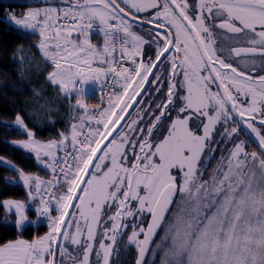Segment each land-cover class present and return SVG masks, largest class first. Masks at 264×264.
<instances>
[{
  "label": "snow or ice",
  "instance_id": "6c2138e0",
  "mask_svg": "<svg viewBox=\"0 0 264 264\" xmlns=\"http://www.w3.org/2000/svg\"><path fill=\"white\" fill-rule=\"evenodd\" d=\"M42 2L5 20L39 36L46 80L81 114L47 140L28 113L0 121L26 137L5 143L51 174L0 156L27 192L0 200L4 222L49 229L0 243V264H120L128 247L133 264H264V0Z\"/></svg>",
  "mask_w": 264,
  "mask_h": 264
},
{
  "label": "trees",
  "instance_id": "16d2710c",
  "mask_svg": "<svg viewBox=\"0 0 264 264\" xmlns=\"http://www.w3.org/2000/svg\"><path fill=\"white\" fill-rule=\"evenodd\" d=\"M39 3L23 1H0V121H11L15 112H21L25 115L29 126L38 125L34 130L37 131L38 138L48 139L58 137L61 128L67 129L71 122L72 110L70 106H64L63 101L56 98L52 91L53 85L46 80L47 71H51L49 65L42 59L40 53L34 46L39 40V36L33 33H23L15 29L5 20V16L12 12L16 15L23 14L25 9L31 5ZM99 36H92V41L100 43ZM18 45H23L26 61L30 62L31 68H26V64L21 65L12 59L15 49ZM21 75L24 79L21 80ZM35 90V92L33 91ZM38 94V95H37ZM67 101L66 99H63ZM57 104L60 111L52 114V104ZM87 103L96 105L97 100L93 94L87 98ZM47 110H50L47 114ZM17 131L8 130L0 124V156L13 161L19 167L26 171L38 174L44 177H50V172L32 158L31 154H26L5 143V140L23 139ZM221 153L216 152L217 163ZM16 173L9 168L0 166V200L18 199L26 200L27 192L19 184H10L5 182V177H15ZM8 219L14 220L15 217ZM29 219L36 220L34 212L29 211ZM47 223L41 219L38 225H29L21 234L16 230L12 223L4 222V214L0 210V243H6L19 237L34 239L47 230ZM135 251L128 248H121L119 261L120 264H133Z\"/></svg>",
  "mask_w": 264,
  "mask_h": 264
},
{
  "label": "rangeland",
  "instance_id": "374dc122",
  "mask_svg": "<svg viewBox=\"0 0 264 264\" xmlns=\"http://www.w3.org/2000/svg\"><path fill=\"white\" fill-rule=\"evenodd\" d=\"M0 1H23V2H32V3H39V4H35V5H31V6H29L28 8H30V7H44V6H48L46 3H43L42 2V0H0ZM51 6H57V7H62V6H65L63 3H62V0H53V2H52V5ZM28 8H26L25 9V11H24V13L25 12H27V10H28ZM16 15V14H15ZM23 14H20V15H16L18 18L19 17H21ZM73 39H77V37L76 36H73ZM90 40H91V42L93 43V44H96V43H94L93 41H92V37L90 36ZM103 43V42H102ZM102 43H100V44H96V45H102ZM25 60H26V58H25ZM26 68H31V64H30V62H28V61H26ZM95 84H90L89 85V88H88V94H87V97H86V101H87V98H88V96L92 93V91H93V89H95ZM52 91L55 93V95H56V98H58V99H60L61 101H63V104H64V106L66 107L67 105L68 106H70V109L72 110V117H71V122L68 124V128L67 129H62L61 128V130H60V132H68V130H69V128H70V124L71 123H74V122H77V121H75L74 119H73V117L74 116H77V115H80L81 113H79L74 107H73V105H74V103H75V99L73 98V99H71V100H69V99H66L60 92H59V89H58V87L57 86H54L53 85V87H52ZM63 99H66L67 101H65V100H63ZM60 111V107L57 105V104H52V114H55V113H57V112H59ZM49 112H50V110H47V114H49ZM54 138H58V137H54ZM48 139H53L52 137L51 138H48ZM42 140H47V139H42ZM206 154V152L203 154V155H205ZM201 167H202V165H200ZM215 167H216V164L214 165ZM35 174V173H34ZM173 175H177V172L176 171H173V173H172ZM38 175V174H37ZM42 178H45V179H49L48 177H44V176H41ZM207 177V176H206ZM56 213H53V215H55ZM43 220V222H46L47 223V221L45 220V219H42ZM40 222V221H39ZM49 229L47 228V230L44 232V233H42L41 235H39V236H42V235H44L47 231H48ZM19 238H23V239H26V240H31V239H27V238H25V237H19Z\"/></svg>",
  "mask_w": 264,
  "mask_h": 264
},
{
  "label": "flooded vegetation",
  "instance_id": "af4514ba",
  "mask_svg": "<svg viewBox=\"0 0 264 264\" xmlns=\"http://www.w3.org/2000/svg\"><path fill=\"white\" fill-rule=\"evenodd\" d=\"M189 2L192 3L193 0H189ZM138 31H139V30H138ZM141 34H142V33H141ZM257 64H258V67H257L256 71L259 72V60L257 61ZM195 123H196L195 120L190 121V127H194ZM161 134H162V135H166V132H164V130L161 129ZM213 139H214V140H216V139H220V137L214 135V136H213ZM245 139H247V137H245ZM213 147H216V145H213ZM220 147H228V148H230L231 145H230V144H226V145H225V144H222V145H220ZM248 150H249V151H257V153H259V151H260L259 148L255 145L254 142L250 145V147L248 148ZM205 152H206V154L202 156V160H204V161L207 163L206 158L208 157V153H207V151H205ZM217 152H219V151H217ZM224 154L226 155V153H224ZM215 155H216V153H215ZM201 165H202V167L204 166L203 164H201ZM214 165H215V164H214V160H212V161L209 163L208 172L205 173V177L208 175V173H210V172L212 171V169L215 168ZM173 171H176V170H173ZM177 175H178V173H177ZM206 178H207V177H206ZM146 219H147V218H146Z\"/></svg>",
  "mask_w": 264,
  "mask_h": 264
},
{
  "label": "built area",
  "instance_id": "2783aa9c",
  "mask_svg": "<svg viewBox=\"0 0 264 264\" xmlns=\"http://www.w3.org/2000/svg\"><path fill=\"white\" fill-rule=\"evenodd\" d=\"M98 33H100V32H99V30H98V25H97V26H94V27H93V29H92V31L90 32V34H98ZM99 95H100V90H99V88H98V90H96V91L93 92V97H94L95 100H97L96 105L101 103V101H100V99H99Z\"/></svg>",
  "mask_w": 264,
  "mask_h": 264
},
{
  "label": "crops",
  "instance_id": "0c3cea01",
  "mask_svg": "<svg viewBox=\"0 0 264 264\" xmlns=\"http://www.w3.org/2000/svg\"><path fill=\"white\" fill-rule=\"evenodd\" d=\"M90 36H91V35H90ZM91 37H92V36H91ZM100 38H101L100 43H102V42H103V37L100 36ZM100 43H99V44H100ZM97 89H98V86L96 85V86H95V89H93V91H95V90H97ZM93 91H92V92H93Z\"/></svg>",
  "mask_w": 264,
  "mask_h": 264
},
{
  "label": "water",
  "instance_id": "95a60500",
  "mask_svg": "<svg viewBox=\"0 0 264 264\" xmlns=\"http://www.w3.org/2000/svg\"><path fill=\"white\" fill-rule=\"evenodd\" d=\"M255 143V142H254ZM255 145H256V143H255ZM257 146V145H256ZM258 147V146H257Z\"/></svg>",
  "mask_w": 264,
  "mask_h": 264
}]
</instances>
